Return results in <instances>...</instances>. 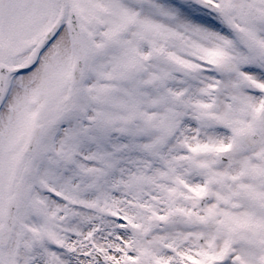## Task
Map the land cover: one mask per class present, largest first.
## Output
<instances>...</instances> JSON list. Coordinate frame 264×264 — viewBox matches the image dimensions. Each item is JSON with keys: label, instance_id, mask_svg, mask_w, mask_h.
<instances>
[{"label": "snow or ice", "instance_id": "snow-or-ice-1", "mask_svg": "<svg viewBox=\"0 0 264 264\" xmlns=\"http://www.w3.org/2000/svg\"><path fill=\"white\" fill-rule=\"evenodd\" d=\"M0 264H264V0H0Z\"/></svg>", "mask_w": 264, "mask_h": 264}]
</instances>
